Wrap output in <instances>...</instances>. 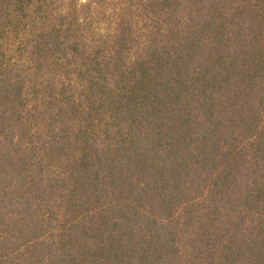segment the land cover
I'll use <instances>...</instances> for the list:
<instances>
[{
  "label": "trees",
  "instance_id": "16d2710c",
  "mask_svg": "<svg viewBox=\"0 0 264 264\" xmlns=\"http://www.w3.org/2000/svg\"><path fill=\"white\" fill-rule=\"evenodd\" d=\"M0 264H264V0H0Z\"/></svg>",
  "mask_w": 264,
  "mask_h": 264
}]
</instances>
